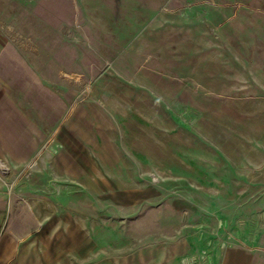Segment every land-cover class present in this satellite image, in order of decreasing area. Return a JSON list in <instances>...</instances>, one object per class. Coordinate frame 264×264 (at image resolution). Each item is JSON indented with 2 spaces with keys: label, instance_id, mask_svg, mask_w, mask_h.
Wrapping results in <instances>:
<instances>
[{
  "label": "rangeland",
  "instance_id": "obj_1",
  "mask_svg": "<svg viewBox=\"0 0 264 264\" xmlns=\"http://www.w3.org/2000/svg\"><path fill=\"white\" fill-rule=\"evenodd\" d=\"M235 252L264 264V0H0V264Z\"/></svg>",
  "mask_w": 264,
  "mask_h": 264
},
{
  "label": "crops",
  "instance_id": "obj_2",
  "mask_svg": "<svg viewBox=\"0 0 264 264\" xmlns=\"http://www.w3.org/2000/svg\"><path fill=\"white\" fill-rule=\"evenodd\" d=\"M238 254H239V252H235L234 253V256L232 255H228V254H226L225 256H224V260H223V264L225 263V264H238L239 263V259H238ZM231 257H232V259H231ZM228 261V262H227Z\"/></svg>",
  "mask_w": 264,
  "mask_h": 264
}]
</instances>
